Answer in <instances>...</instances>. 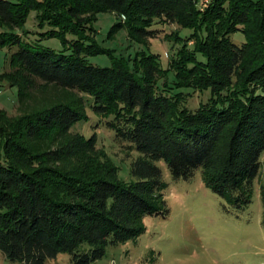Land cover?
Masks as SVG:
<instances>
[{
    "label": "trees",
    "instance_id": "16d2710c",
    "mask_svg": "<svg viewBox=\"0 0 264 264\" xmlns=\"http://www.w3.org/2000/svg\"><path fill=\"white\" fill-rule=\"evenodd\" d=\"M42 39H30L31 15ZM113 13L112 32L125 28L140 44L158 36V24L179 28L165 39L180 44L164 68L159 54H117L101 46L95 24ZM0 51H11L20 114L0 110V252L13 263L47 264L68 254L71 264H93L110 246L136 240L147 217H167L168 184L202 171L205 185L231 207L253 202L264 154V0H0ZM181 29L191 31L186 37ZM18 31H21L20 34ZM242 32L238 45L232 36ZM192 43V44H191ZM108 55L111 66L89 57ZM173 74L172 80L169 74ZM22 74L54 93L31 107ZM210 92L196 109V93ZM116 140L139 156L134 182L97 147L71 129L89 120L87 106ZM264 227V186H261Z\"/></svg>",
    "mask_w": 264,
    "mask_h": 264
},
{
    "label": "rangeland",
    "instance_id": "374dc122",
    "mask_svg": "<svg viewBox=\"0 0 264 264\" xmlns=\"http://www.w3.org/2000/svg\"><path fill=\"white\" fill-rule=\"evenodd\" d=\"M211 0H198L203 11ZM125 19L113 13L100 14L95 24L97 39L101 46L114 50L117 54L135 56L137 52L147 51L159 54L164 68L168 67L171 57L180 44L165 39L178 30L174 24H158V36L150 38L147 44H140L131 39L125 28L112 32L113 26ZM25 29L30 32V39H42L41 34L50 28H39L35 13L32 12ZM2 29L0 28V31ZM22 34L21 31H18ZM191 33L181 29L180 35ZM234 43L245 42L242 32L232 36ZM42 44L57 51L62 49L58 39H42ZM192 44V43H191ZM11 51H0V75L15 76L16 68L10 62ZM92 64L102 67L111 66L108 55L89 57ZM6 75V74H5ZM173 74H169L172 80ZM35 95L30 106L42 103L45 95L54 93L52 89L42 87V82L22 74L21 79ZM0 87V110L9 117L20 114L17 87H10L2 82ZM210 92L196 93L189 99L187 107L196 109L201 102L207 101ZM89 120L78 122L71 131L86 138L97 137V147L119 169V178L125 182H134L131 175L132 162L139 156L136 150L128 153L126 143L116 140L115 132L108 129L104 121L87 106ZM259 177L254 183L253 202L242 210L231 207L223 198L213 193L204 183L202 171L198 170L190 180L175 181L167 165L157 163L163 171L164 181L168 184L163 191L164 199L170 209L167 217H147V231L136 240L119 246H110L107 255L93 264H264V227L261 186H264V154ZM0 264H20L7 260L0 252ZM47 264H71L68 254H60L57 259Z\"/></svg>",
    "mask_w": 264,
    "mask_h": 264
}]
</instances>
